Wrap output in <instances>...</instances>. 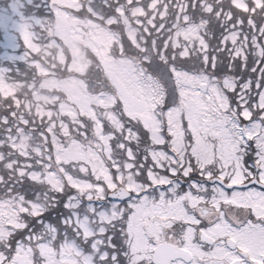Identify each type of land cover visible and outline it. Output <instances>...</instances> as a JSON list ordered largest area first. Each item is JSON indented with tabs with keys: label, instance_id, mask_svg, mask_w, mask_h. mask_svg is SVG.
Instances as JSON below:
<instances>
[{
	"label": "snow or ice",
	"instance_id": "6c2138e0",
	"mask_svg": "<svg viewBox=\"0 0 264 264\" xmlns=\"http://www.w3.org/2000/svg\"><path fill=\"white\" fill-rule=\"evenodd\" d=\"M44 7L0 70V264H264V0Z\"/></svg>",
	"mask_w": 264,
	"mask_h": 264
},
{
	"label": "trees",
	"instance_id": "16d2710c",
	"mask_svg": "<svg viewBox=\"0 0 264 264\" xmlns=\"http://www.w3.org/2000/svg\"><path fill=\"white\" fill-rule=\"evenodd\" d=\"M46 2L47 0H25L24 5L19 9L18 16L29 17L33 21L34 18L31 16L40 17L41 8H43L44 16H47L48 9L44 7ZM6 3V1L0 0V8H6ZM2 17H0L1 20ZM14 32L15 35H12L11 41L0 36V70H3L6 78L10 80H27L34 71L29 67L30 61L26 55L29 50L23 43L21 32L18 30H14Z\"/></svg>",
	"mask_w": 264,
	"mask_h": 264
},
{
	"label": "rangeland",
	"instance_id": "374dc122",
	"mask_svg": "<svg viewBox=\"0 0 264 264\" xmlns=\"http://www.w3.org/2000/svg\"><path fill=\"white\" fill-rule=\"evenodd\" d=\"M16 3H11V12L8 16H5L0 23V27L5 30V32L9 33V35H12V32L9 30L10 28H13V30H18L20 31L21 26L26 22V21H18L17 14L16 12L18 11L16 8ZM29 22V21H27Z\"/></svg>",
	"mask_w": 264,
	"mask_h": 264
}]
</instances>
